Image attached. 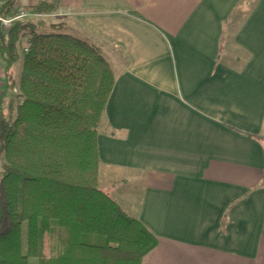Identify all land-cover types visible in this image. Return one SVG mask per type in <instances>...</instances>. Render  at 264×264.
<instances>
[{
	"label": "crops",
	"instance_id": "1",
	"mask_svg": "<svg viewBox=\"0 0 264 264\" xmlns=\"http://www.w3.org/2000/svg\"><path fill=\"white\" fill-rule=\"evenodd\" d=\"M40 2L115 71L101 183L144 181L131 216L158 244L143 264H264V0L15 7Z\"/></svg>",
	"mask_w": 264,
	"mask_h": 264
},
{
	"label": "trees",
	"instance_id": "2",
	"mask_svg": "<svg viewBox=\"0 0 264 264\" xmlns=\"http://www.w3.org/2000/svg\"><path fill=\"white\" fill-rule=\"evenodd\" d=\"M56 10L40 2L9 29L0 22V264H143L156 236L100 186L98 135L115 71L87 41L40 30L35 16ZM18 14L15 0H0L1 16Z\"/></svg>",
	"mask_w": 264,
	"mask_h": 264
},
{
	"label": "rangeland",
	"instance_id": "3",
	"mask_svg": "<svg viewBox=\"0 0 264 264\" xmlns=\"http://www.w3.org/2000/svg\"><path fill=\"white\" fill-rule=\"evenodd\" d=\"M29 9L32 11L33 7H29ZM30 11V12H31ZM35 19H42L45 21L46 26L41 28L40 30L43 32H55V33H64L65 30L59 29V28H55L52 27L50 24H52L53 22H55V18H52L50 16H44V15H36ZM236 26V25H235ZM234 27V26H233ZM230 39H228V42H230L231 37H229ZM27 39H29V36L23 37L22 38V42L20 45V49L23 45V43H25L27 41ZM0 62H1V58H0ZM22 63H23V59H22V55H21V59L17 64L16 67V78L19 79V76L21 74V70H22ZM2 70H0V75H2ZM2 88H4V85L0 86V91L3 90ZM18 91L17 89L14 90H10L7 93V96L9 97H13L16 99V95H17ZM17 101V100H15ZM103 189H105L108 193H110L115 199H117L118 203L121 205V207L131 216L134 215V211L133 209L135 208V206L138 205V200L140 198V195L142 193V188L144 186V181L143 180H139V182H135V183H116V184H108L106 181H103L100 185ZM45 255L48 256L49 255V240H48V236L46 234V240H45ZM30 264H38V261L36 258H31L30 259Z\"/></svg>",
	"mask_w": 264,
	"mask_h": 264
},
{
	"label": "built area",
	"instance_id": "4",
	"mask_svg": "<svg viewBox=\"0 0 264 264\" xmlns=\"http://www.w3.org/2000/svg\"><path fill=\"white\" fill-rule=\"evenodd\" d=\"M30 11L31 10L29 8L20 9L19 14L16 17H11V18L10 17H4V16L0 15V22L5 29H9L14 20L28 16L30 14ZM30 46H31V42L29 39H27V41L25 43H23V46H22L23 51L27 52L29 50ZM3 77H4V75L2 73V75H0V86L3 85Z\"/></svg>",
	"mask_w": 264,
	"mask_h": 264
}]
</instances>
